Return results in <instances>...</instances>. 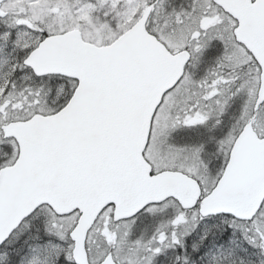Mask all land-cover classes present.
<instances>
[{
  "label": "snow or ice",
  "instance_id": "snow-or-ice-1",
  "mask_svg": "<svg viewBox=\"0 0 264 264\" xmlns=\"http://www.w3.org/2000/svg\"><path fill=\"white\" fill-rule=\"evenodd\" d=\"M0 264H264V0H0Z\"/></svg>",
  "mask_w": 264,
  "mask_h": 264
}]
</instances>
